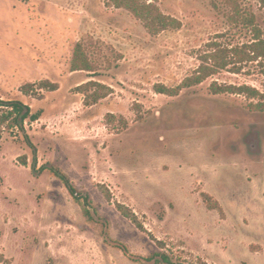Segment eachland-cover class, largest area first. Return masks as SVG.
Masks as SVG:
<instances>
[{
	"label": "rangeland",
	"instance_id": "1",
	"mask_svg": "<svg viewBox=\"0 0 264 264\" xmlns=\"http://www.w3.org/2000/svg\"><path fill=\"white\" fill-rule=\"evenodd\" d=\"M236 1L264 38V8ZM156 5L180 27L151 35L105 0H0V101L39 117L1 130L0 264H264V110L253 108L264 104V64L220 70L176 96L154 90L190 77L211 43L231 49L251 31L228 22L222 0ZM76 43L95 74L70 71ZM40 81L59 88L21 93ZM88 81L110 95L85 106L76 87Z\"/></svg>",
	"mask_w": 264,
	"mask_h": 264
},
{
	"label": "trees",
	"instance_id": "2",
	"mask_svg": "<svg viewBox=\"0 0 264 264\" xmlns=\"http://www.w3.org/2000/svg\"><path fill=\"white\" fill-rule=\"evenodd\" d=\"M157 0H105V5L108 7H114L116 9H123L132 15L136 20L140 21L148 33L151 35H157L168 29H178L180 22L176 19L164 15L156 5ZM226 8L228 9L226 18L230 24L241 25L249 28L253 39L251 42L241 46L226 49L220 46L218 43H211L209 46L212 52L203 57V64L193 72L190 77H187L183 82L175 88H166L163 85L156 84L154 90L157 94L166 96H176L183 88H190L201 84L204 80L210 76L216 74L220 70H230L232 73H239L240 66L243 63L258 62L259 65L264 64V38L262 31L255 25V16L252 13L242 14L236 0H222ZM261 7L264 8V0H256ZM97 67L92 63L87 52V45L84 43H76L73 51V56L70 61L71 72H87L95 74ZM264 74V66L262 69ZM212 86V91L215 94L231 93V94H243L248 98L254 99L256 97L263 98L257 93L255 89L247 86ZM59 88L57 83L50 81H40L37 85L25 84L21 87V93L28 94H40L41 91L55 92ZM93 89V91H90ZM76 91L84 95V105L92 106L97 104L100 100L105 99L110 95V88L97 82L88 81L84 84L76 87ZM40 96V95H39ZM253 108L263 111L264 104L258 103L253 105ZM0 134L3 126L14 127L19 130H23V125L27 120L36 121L39 117L32 115L29 106L23 104L20 101H0ZM113 118L112 114H107L105 119ZM23 162H25L23 160ZM66 186L70 195L77 200L78 194L75 189L70 185L69 181L64 175L57 171H53ZM109 198V196H107ZM203 198L206 201H211L207 194H203ZM118 208L123 216L129 217L134 223L137 222L135 215L127 213L121 205ZM208 208L216 209V205L208 204ZM85 216L89 215L87 209H83ZM92 218H90V221ZM159 244H161L159 242ZM124 253L126 250H123ZM163 261L167 262L163 255L159 256ZM1 258V257H0ZM148 261L153 258L146 259Z\"/></svg>",
	"mask_w": 264,
	"mask_h": 264
}]
</instances>
